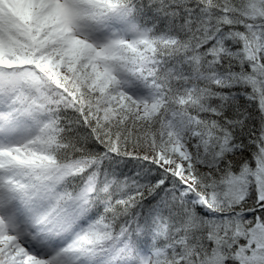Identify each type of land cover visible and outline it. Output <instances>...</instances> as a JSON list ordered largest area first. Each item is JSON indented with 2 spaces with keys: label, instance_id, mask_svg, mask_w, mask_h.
<instances>
[{
  "label": "snow or ice",
  "instance_id": "obj_1",
  "mask_svg": "<svg viewBox=\"0 0 264 264\" xmlns=\"http://www.w3.org/2000/svg\"><path fill=\"white\" fill-rule=\"evenodd\" d=\"M0 264H264V0H0Z\"/></svg>",
  "mask_w": 264,
  "mask_h": 264
}]
</instances>
